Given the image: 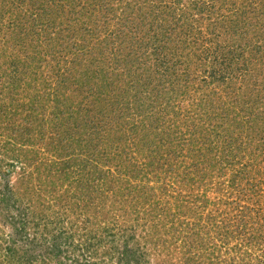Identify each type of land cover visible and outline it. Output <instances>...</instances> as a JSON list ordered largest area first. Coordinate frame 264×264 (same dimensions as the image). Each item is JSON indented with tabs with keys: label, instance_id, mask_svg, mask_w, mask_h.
<instances>
[{
	"label": "rangeland",
	"instance_id": "1",
	"mask_svg": "<svg viewBox=\"0 0 264 264\" xmlns=\"http://www.w3.org/2000/svg\"><path fill=\"white\" fill-rule=\"evenodd\" d=\"M196 1L105 0L88 19L82 0H0V264H264V128L226 164L249 110L264 121V2L244 49L239 31L192 10ZM219 1L231 24L241 19L247 0ZM194 31L201 38L185 48ZM33 57L24 74L19 59ZM137 58L144 70L127 63ZM167 60L168 72L149 71ZM48 178L58 186L36 206L49 224L15 234L30 179Z\"/></svg>",
	"mask_w": 264,
	"mask_h": 264
},
{
	"label": "trees",
	"instance_id": "2",
	"mask_svg": "<svg viewBox=\"0 0 264 264\" xmlns=\"http://www.w3.org/2000/svg\"><path fill=\"white\" fill-rule=\"evenodd\" d=\"M54 1H57V0H53V2ZM63 0H58V3H56L57 5H58V7H59V5H60V3L62 2ZM156 2H154V4H155V7H158V3H160L161 2V0H155ZM257 1L258 0H247V2L246 1H244V5H246V6H244L245 8L244 9H239L240 11H241V13H242V17H241V19L240 20H237V21H234L233 20V22H232V24H231V18H230V12L232 11L231 10V7H230V5L228 4V5H219V3H220V1L219 0H211V2H209V3H207V2H205V1H202V0H200V1H196V3L193 5V3H192V10H193V6H194V8H195V11H197V12H203V13H205L206 14V16H207V18L208 19H210L211 17H214V16H216L217 17V19H215V20H218V21H220L219 19H226V22L227 23H229V26H230V28H232V30L233 31H235V30H237V31H239V33H240V36H241V39L242 40H244V44L242 43L241 45H240V47H243L244 49H251V47H250V44H252L251 43V40L248 38V34H249V27L250 26H252V21H250V17H251V15L253 14V12H254V8H258V4H257ZM263 2H264V0H263ZM243 3V2H242ZM78 5H81L82 6V10H84L85 9V11L83 12V15L84 16H86L88 19H92L95 15H97V14H95L100 8H102L104 5H106L105 4V0H100V1H96V2H93L91 5L90 4H85V3H83V0H82V2L80 3V4H78ZM146 2L145 3H143V4H138V9H137V11L139 12V13H144V8L146 7ZM133 5H130V7H132ZM42 9H43V12L45 13L46 12V15L47 16H49L48 15V11L46 10V7H42ZM78 10V9H77ZM80 10V9H79ZM132 10H134V8L132 9ZM181 10V9H180ZM263 10H264V8H263ZM229 11V12H228ZM27 13L28 12H26V14H25V16L27 15ZM263 15H264V11H263ZM42 16H44L43 14H42ZM158 15H155V21L156 22H158ZM181 19H182V21H184L185 20V12L183 11L182 12V14H181V17H180ZM45 20V19H44ZM154 21V22H155ZM155 24V23H154ZM158 27H159V25H158ZM182 30H183V33L184 34H189L190 33V31H191V29H186L185 28V23H183L182 24ZM184 27V28H183ZM92 29H90V27H88V33L90 34H92V37H96V36H98V34L99 35H101L102 33L98 30V27L97 26H93V27H91ZM188 28V27H187ZM215 29V28H214ZM210 30H212V29H210ZM229 30V29H228ZM195 32V31H194ZM106 33H109L111 36L113 35V33H110V32H107L106 31ZM131 33H133V32H131ZM38 34V33H37ZM39 39L40 40H42L41 39V33H39ZM199 36H201V33H200V31H196L195 32V35H194V38H193V40H192V44H189L188 45V47H185V48H189V46H190V48H193L194 49V47H195V45H196V41H198L201 37H199ZM108 38V37H107ZM109 39V38H108ZM104 40H107V39H105L104 38ZM114 40H117V39H114ZM111 40L109 39V40H107V41H104V45H105V47H107L109 50H112V48H114L113 46H114V44L116 45V42L115 41H111ZM182 42H183V40H181ZM101 42V41H100ZM114 42V43H113ZM125 42L127 43V42H129V40L128 39H125ZM97 44H99V42L97 43ZM131 45V44H130ZM192 46V47H191ZM250 47V48H249ZM113 51V50H112ZM43 52V51H42ZM143 53V52H142ZM42 53L40 52L39 53V55H41ZM129 57V54L127 55V58ZM192 58V57H191ZM33 59H34V57L30 60V62L28 61V59L27 58H21V59H19L22 63H23V65H24V67L26 68V70H25V73L24 74H28V72L29 73H31V72H33V69H32V63H33ZM119 59H120V57H119ZM119 59L117 60V62H119ZM127 60V59H126ZM125 60V61H126ZM200 60V61H199ZM193 60H189L188 61V65L192 62ZM201 61H202V59H200V57H199V59H197L196 60V64H198L200 67L201 66H203L202 64H201ZM179 62H181V59H177L176 57H173L170 61H169V64L171 63V66L173 67H171L172 69L171 70H173V76H175L176 74H178V67L181 65H179V66H177V64L179 63ZM198 62V63H197ZM225 62V65L226 64H228L229 65V67H230V62H229V60H226V61H224ZM127 63H132V64H134L135 63V65L136 66H139V68L141 69V70H144V67H145V64H143V63H141L140 62V59H136V60H132V61H129V62H127ZM167 63H168V60L166 61V62H164V63H161V64H159V65H156L155 66V68L153 69V68H151L149 71H151V73L153 72H168L170 69H168V68H166V65H167ZM124 66V65H127V64H125V62H124V64H120V65H118L117 67H120V66ZM144 65V66H143ZM163 68H165V70H163ZM129 75L130 76H134L133 74H131V72L129 73ZM227 75V74H226ZM227 78V77H226ZM148 79V78H147ZM224 79V78H223ZM130 80H132V78H130ZM225 84V83H224ZM227 84V83H226ZM229 86V85H228ZM230 87V86H229ZM228 87V88H229ZM255 99V98H254ZM256 101L255 102H257V99H255ZM259 103V102H258ZM258 110V111H257ZM257 110H256V108L255 107H253L251 110H249V115H248V117H250L249 119V121H248V125H246V128L243 130V136H241L240 135V137H238V136H234V138H232L231 139V142L227 145V147H229L230 145H232L231 147H233L234 148V151L232 152V154H235V156H233V155H231L230 153L228 154L227 153V163L226 164H231L232 165V157H241V156H243L244 155V153H245V148H246V143L248 144H250V145H252L251 144V142L252 141H254V135H256V132H258V131H260V132H263V126H264V121L262 120V119H259V117H258V113L257 112H259V109H258V107H257ZM135 111L136 110H132L131 111V115L133 116V115H136L137 113H135ZM154 120H156V118H154ZM188 126V123H183V126ZM262 129V130H261ZM199 133V132H198ZM90 135V134H89ZM87 135V137H89L86 141H88V142H85V143H87V145H86V147L88 148V150H87V153H89V155H91V156H93V152L94 151H97L96 150V147L93 145V142L94 141H92L93 140V137L90 135ZM85 139V138H84ZM83 139V140H84ZM171 141H170V143H174V140H172V139H170ZM198 140H199V138H198ZM135 142H133L134 144H136V143H139L137 140H134ZM195 141H197V139L195 140ZM246 141V142H245ZM101 142H102V139H101ZM100 142V143H101ZM245 142V143H244ZM191 144H193V143H191ZM84 145V144H83ZM97 145V147H98V145H99V143H97L96 144ZM129 146H131V145H129ZM105 149H106V147H105ZM105 149H104V154H105ZM80 152V151H79ZM78 152V158L79 159H82L81 158V155L80 154H82V153H79ZM243 154V155H242ZM19 157H21V158H19L20 160H29V158L27 157V155L25 154V152H22V154L19 156ZM77 157V156H76ZM94 157V156H93ZM203 158H199L198 159V161L200 162V160H202ZM203 161L205 162V163H207V164H214V162L212 161V162H210V163H208L207 161H206V159H203ZM203 162V163H204ZM204 163V164H205ZM192 164H194L193 165V168H196L197 166H199L197 163H195V162H193ZM213 167H215V164L214 165H212V168ZM260 170H262V169H260ZM207 172V171H206ZM209 174V173H208ZM31 176V175H30ZM29 182H31V184H29V187H28V189H27V191H25L24 193H25V195H26V197H27V200H28V202L26 203L27 204V208H26V211H27V213H28V215H26V213L24 212V214L21 216V217H19V220H17L16 221V226H14V233L15 234H18V235H20V234H22V232H24L25 230L27 231V229L28 228H31V229H36V230H38L41 226H42V224L44 223V225H46L47 226V224H49V221H47L46 220V217L45 216H42V211L40 212V209L36 206L37 204H39L40 206H42V203L44 202V198L42 197L43 196V192L46 190V187H49V189H53L52 187H57L58 186V183L59 182H57V181H55V179H53L52 178V180L50 179V178H48V184H46L44 181H42V180H38L37 181V183H35V184H32V179H30V181ZM11 184V183H10ZM1 196H3V194L1 193ZM179 197H178V195H177V197H175V202H176V204L179 202V199H178ZM60 199H62V198H60ZM63 200V199H62ZM57 201V200H56ZM2 202H7V200H6V198L5 197H1V199H0V204L2 203ZM52 202H55V201H52ZM57 203H59L58 201H57ZM43 206H45V203L43 204ZM63 206L64 207H62L63 209H64V211H62L63 213H65L68 217L70 216V215H68V212H67V210H68V207H69V204L67 203H64L63 204ZM66 208V209H65ZM70 208H72L71 206L69 207V212H70ZM34 209V210H33ZM39 209V210H38ZM25 210V209H24ZM37 210V211H36ZM66 210V211H65ZM195 216V215H194ZM197 217V216H196ZM211 219H213V218H211ZM96 236L97 235H95L94 237H92V235H91V238H92V240L93 239H95L96 238ZM31 237V236H30ZM23 240H25V239H23ZM12 241V240H11ZM27 241H29V239H27ZM12 243H15L14 241L12 242ZM24 244H27V243H25L24 242ZM17 246V245H16ZM91 247L92 248H94V246H92L91 245ZM19 248H22V246H20L19 245ZM18 248V249H19ZM26 249H29V250H33L31 247H30V245H27V247H25V253H27L28 252V250H26ZM7 252H8V254L10 255V257L11 258H13L14 257V255H15V257H21L19 254H18V250L16 251L14 248H8V250H7ZM9 255H7V256H9ZM13 256V257H12ZM10 262H11V260H10V258L8 259ZM14 260V259H13ZM19 261L20 262H22L20 259H19Z\"/></svg>",
	"mask_w": 264,
	"mask_h": 264
}]
</instances>
